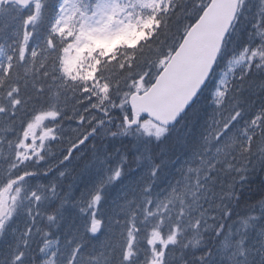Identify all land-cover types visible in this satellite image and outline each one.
Instances as JSON below:
<instances>
[{
    "label": "snow or ice",
    "instance_id": "snow-or-ice-1",
    "mask_svg": "<svg viewBox=\"0 0 264 264\" xmlns=\"http://www.w3.org/2000/svg\"><path fill=\"white\" fill-rule=\"evenodd\" d=\"M0 264H264V0H0Z\"/></svg>",
    "mask_w": 264,
    "mask_h": 264
}]
</instances>
